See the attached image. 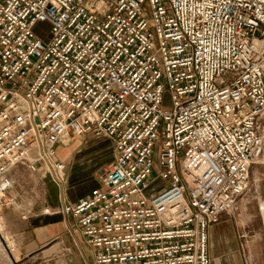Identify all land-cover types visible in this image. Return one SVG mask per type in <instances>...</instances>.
<instances>
[{"label":"built area","instance_id":"built-area-1","mask_svg":"<svg viewBox=\"0 0 264 264\" xmlns=\"http://www.w3.org/2000/svg\"><path fill=\"white\" fill-rule=\"evenodd\" d=\"M84 135L113 161L52 211L93 264H209V226L264 164V0H0V212L16 168L63 184L55 145Z\"/></svg>","mask_w":264,"mask_h":264},{"label":"crops","instance_id":"crops-1","mask_svg":"<svg viewBox=\"0 0 264 264\" xmlns=\"http://www.w3.org/2000/svg\"><path fill=\"white\" fill-rule=\"evenodd\" d=\"M106 140L110 139L95 137L72 151L65 142H58L54 159L64 163V183L58 185L49 176L39 179L37 173L30 174L33 179L24 183L25 188L20 190L25 198L20 199L18 205L12 204L3 209L4 221L13 242V257L18 264H42V258H53L50 257L53 251L54 264H93V250L83 236L74 231V220L52 209L61 207L65 202H76L99 185L101 174L113 160L104 169L96 167L91 162L92 147ZM21 169L16 168L14 173ZM163 184L164 180L153 178L145 192L151 195ZM234 218V214H222L217 222L209 226V264H264V239L263 247H260L255 235L248 241V246L247 240L243 244Z\"/></svg>","mask_w":264,"mask_h":264},{"label":"rangeland","instance_id":"rangeland-1","mask_svg":"<svg viewBox=\"0 0 264 264\" xmlns=\"http://www.w3.org/2000/svg\"><path fill=\"white\" fill-rule=\"evenodd\" d=\"M33 32L36 36L41 38L42 40H46L49 38V25L46 22H37L33 27ZM170 106V98L169 93L166 91L162 97V108L168 109ZM95 137L84 135L73 137L69 141L61 140V142H65L64 144H68L69 151L73 149H79L84 145L85 141L94 139ZM110 141V140H109ZM108 140L101 141L97 143L93 148L91 162L94 163L96 167L104 169L108 167V163L114 158V150L113 145ZM259 163L253 164L248 178V190L244 196L240 199L239 208L234 212V219L237 223V228L240 233L241 241L243 244L247 246L248 241L253 238L255 235L257 240L260 243V247H263V239H264V229H263V219L264 215H261V211L257 208V204L262 200V196L264 194V164L259 159ZM89 164H91L89 162ZM22 169L18 173H14V194H15V203L13 205H18L17 203L20 199H24L21 188H25L24 183L27 181L31 182L33 175L28 169L21 167ZM65 176V175H64ZM65 180V177L64 179ZM64 183V181H63ZM60 185V184H59ZM146 193V192H145ZM260 211V212H259ZM3 209L0 212V264H18L13 257L14 247L11 235L9 233L8 227L4 221L3 217ZM46 246L43 249H46ZM54 252L50 254V258H42V264H54ZM250 252V251H249ZM245 262H247V254H245Z\"/></svg>","mask_w":264,"mask_h":264},{"label":"bare ground","instance_id":"bare-ground-1","mask_svg":"<svg viewBox=\"0 0 264 264\" xmlns=\"http://www.w3.org/2000/svg\"><path fill=\"white\" fill-rule=\"evenodd\" d=\"M261 215L263 216L264 215V207L261 206ZM263 223H264V219H263Z\"/></svg>","mask_w":264,"mask_h":264}]
</instances>
